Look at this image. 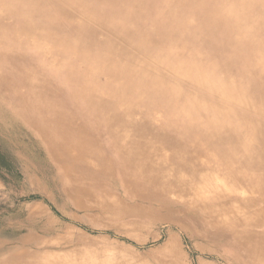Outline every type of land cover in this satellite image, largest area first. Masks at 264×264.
Masks as SVG:
<instances>
[{
	"label": "bare ground",
	"instance_id": "1",
	"mask_svg": "<svg viewBox=\"0 0 264 264\" xmlns=\"http://www.w3.org/2000/svg\"><path fill=\"white\" fill-rule=\"evenodd\" d=\"M0 16L45 32L51 53L0 18V94L72 185L145 187L229 220L264 264V0H0Z\"/></svg>",
	"mask_w": 264,
	"mask_h": 264
},
{
	"label": "rangeland",
	"instance_id": "2",
	"mask_svg": "<svg viewBox=\"0 0 264 264\" xmlns=\"http://www.w3.org/2000/svg\"><path fill=\"white\" fill-rule=\"evenodd\" d=\"M0 18L8 19L16 37L34 32L42 48L51 53L43 30L31 28L32 32L14 26L11 17ZM53 25L45 30L58 39L74 38L71 30L61 31L56 22ZM210 42L218 41L213 38ZM2 65L1 70L5 68ZM105 81V77L99 79ZM60 85L52 81L53 87ZM58 95L56 92L53 97ZM15 99L9 93L0 94V264H259L249 252L248 242L235 240L229 220L216 215L206 220L193 216L196 213L190 207L183 212L181 204L167 206L161 198L169 201L172 197L145 187L125 193L105 183L95 185L87 178L72 185L70 177L48 157L42 137L15 108ZM94 116L102 118L104 113ZM150 131L148 127L143 133ZM92 164L98 166L94 160ZM254 218L264 219V212ZM179 220L191 235L175 225Z\"/></svg>",
	"mask_w": 264,
	"mask_h": 264
}]
</instances>
